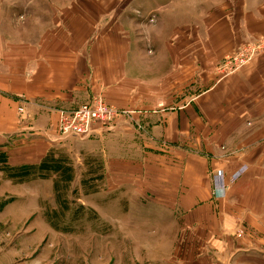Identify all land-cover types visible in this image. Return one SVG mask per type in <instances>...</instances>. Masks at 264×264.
I'll return each instance as SVG.
<instances>
[{
    "label": "crops",
    "instance_id": "obj_1",
    "mask_svg": "<svg viewBox=\"0 0 264 264\" xmlns=\"http://www.w3.org/2000/svg\"><path fill=\"white\" fill-rule=\"evenodd\" d=\"M77 1L66 13L55 12L36 41L16 48L1 33L14 21L16 0H0V139L6 140L0 149L14 154L17 140L25 138L29 155L45 152L51 138L41 137V130H54L59 108L77 107L101 92L109 104L132 110L111 128L80 139L103 157L104 193L130 185L139 201L166 209L161 214L170 231L182 219L207 232L215 224L211 214L225 217L229 206L244 209L252 227L263 226L257 218L264 216V53L225 80L218 81L215 71L235 44L264 36V0H220L210 9L201 3L190 19L156 9L157 25L147 26L146 35L139 33L144 23L130 20L128 29L124 10L115 19L105 4ZM23 101L37 113L31 125L18 118ZM231 149L236 154L228 157ZM155 206L146 217H155ZM219 222L228 226L227 217ZM206 232L198 238L204 250ZM208 241L225 250L219 239ZM234 255L227 264L257 261ZM195 262L183 263L212 259Z\"/></svg>",
    "mask_w": 264,
    "mask_h": 264
},
{
    "label": "rangeland",
    "instance_id": "obj_2",
    "mask_svg": "<svg viewBox=\"0 0 264 264\" xmlns=\"http://www.w3.org/2000/svg\"><path fill=\"white\" fill-rule=\"evenodd\" d=\"M92 1L111 7L107 13L112 16L116 13L115 19H120L124 10L121 19L127 18L125 24L128 29L130 20L144 23V32L141 29L139 33L146 35L147 26L155 28L157 25L156 9H166L174 18L184 16L190 19L194 12L200 13L201 3L210 9L215 8L220 0ZM124 1L128 2L117 11L115 8H121ZM77 2L16 0L14 21L3 26L1 33L15 42L16 48H22L31 43L30 40L38 39L44 24L47 23L48 27L53 24L51 19L55 12L66 13L71 3ZM61 7L64 11L59 12ZM241 50L243 56L250 55L251 58L237 66L238 62L227 56ZM152 52L148 45L146 53L151 56ZM263 53V35L235 44L219 59L216 79L230 78ZM144 80L147 84L149 79ZM95 95L109 104L101 92L93 93L86 102ZM79 106L59 108L54 130H41L45 134L41 137L51 138L49 142L52 145L45 152L29 155L30 149L24 146L27 144L25 138L17 140V145L12 148L14 154L0 149V264H154L159 258L169 259L171 264H185L186 260L196 263L195 260L205 255L212 259V264H218L217 257L227 264L232 254L237 258L239 253L256 259L249 260L253 264H264L263 215L257 218L263 226L254 228L244 219V209L229 206L225 216L227 227L219 222L225 217L217 212L216 215L211 214L215 224L211 230L207 228V232L206 228L193 229L182 219L177 220L178 230L170 231L169 219L161 214L166 209L139 201L130 185L113 186L116 191L104 193L108 180L103 178V157L94 151L88 152L80 144V139L91 137L95 131L111 128L119 115L131 114L132 110L118 109L113 105L117 111L112 122L108 125L96 122L87 137L61 134L59 111L70 113ZM36 115L32 113L33 120H26L25 125H31ZM5 142L0 139L1 144ZM235 154L236 150L231 149L227 156ZM151 206H155L157 212L153 218L146 217L145 213L152 210ZM238 211L241 213L233 214ZM249 221L253 223L254 219ZM172 222L176 226V219ZM183 226L192 229L180 234ZM204 231L207 235L211 232L206 237L207 250H204V241L199 244L198 240L206 236ZM209 238L219 239L225 250H216L211 246L215 243L208 241Z\"/></svg>",
    "mask_w": 264,
    "mask_h": 264
},
{
    "label": "built area",
    "instance_id": "obj_3",
    "mask_svg": "<svg viewBox=\"0 0 264 264\" xmlns=\"http://www.w3.org/2000/svg\"><path fill=\"white\" fill-rule=\"evenodd\" d=\"M241 52L242 50L237 53L234 52L227 57L234 58L238 62L237 66H240L251 58L250 55L243 56ZM116 111L113 105L107 104L100 96L95 95L70 113L59 111L58 128L60 133L65 136L87 137L91 134L92 127L96 122L101 123V125H108L112 122ZM17 112L20 121L33 120L32 113L25 101L18 106Z\"/></svg>",
    "mask_w": 264,
    "mask_h": 264
}]
</instances>
